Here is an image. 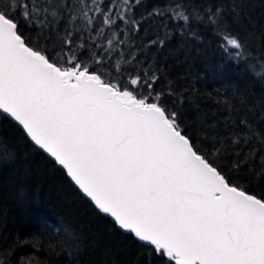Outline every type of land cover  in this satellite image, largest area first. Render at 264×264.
Here are the masks:
<instances>
[{
  "label": "snow or ice",
  "instance_id": "1",
  "mask_svg": "<svg viewBox=\"0 0 264 264\" xmlns=\"http://www.w3.org/2000/svg\"><path fill=\"white\" fill-rule=\"evenodd\" d=\"M140 7L0 0V114L162 264H264V194L240 180L264 183V129L229 117L190 134L176 108L182 98L168 106L165 97L177 94L160 88V69L141 55L175 35L201 40L202 26L242 58L245 43L230 27L241 6L168 0L137 18ZM157 19L155 37L135 44L145 21ZM252 115L264 124V113ZM15 162L0 143V164ZM62 239L68 264H77L79 241L67 231ZM10 253L0 252V264H13Z\"/></svg>",
  "mask_w": 264,
  "mask_h": 264
},
{
  "label": "trees",
  "instance_id": "2",
  "mask_svg": "<svg viewBox=\"0 0 264 264\" xmlns=\"http://www.w3.org/2000/svg\"><path fill=\"white\" fill-rule=\"evenodd\" d=\"M166 2L143 0L137 18L153 5ZM184 2L198 9L210 0ZM211 2L241 6V18L230 27L245 43L242 58L224 51L219 36L202 26L197 28L201 40L184 42L175 35L164 49L153 47L138 54L146 55L147 62L160 69V88L177 94L165 97L168 106L182 98L176 108L190 134L200 135L199 129L208 122L222 126L229 117L238 121L246 116L264 129L252 115L264 113V76L257 75L264 73V0ZM158 26V19L145 21L141 39L134 43L154 38ZM25 35L35 38L31 32ZM0 143L9 146L16 157L15 165L0 164V252L8 256L11 250L13 264L21 260L25 264H68L70 257L62 239L65 231L79 241L77 264H162L130 233L100 213L65 171L4 114H0ZM240 180L245 188L264 194V183L248 180L243 173ZM38 244L43 247H34Z\"/></svg>",
  "mask_w": 264,
  "mask_h": 264
},
{
  "label": "water",
  "instance_id": "3",
  "mask_svg": "<svg viewBox=\"0 0 264 264\" xmlns=\"http://www.w3.org/2000/svg\"><path fill=\"white\" fill-rule=\"evenodd\" d=\"M5 115V114H4ZM6 116V115H5ZM10 119V118H9ZM15 123V122H14ZM18 126V125H17ZM19 127V126H18ZM20 128V127H19ZM21 129V128H20ZM22 130V129H21ZM41 151H43V150H41ZM46 155H47V153H45ZM51 158V157H50ZM52 159V158H51ZM53 160V159H52ZM66 173V172H65ZM69 180H70V178H69ZM71 181V180H70ZM74 185V184H73ZM75 186V185H74ZM76 187V186H75ZM77 188V187H76ZM78 189V188H77ZM79 190V189H78ZM88 199V198H87ZM110 218V217H109ZM111 219V218H110Z\"/></svg>",
  "mask_w": 264,
  "mask_h": 264
}]
</instances>
